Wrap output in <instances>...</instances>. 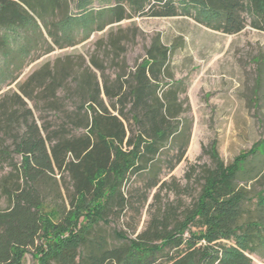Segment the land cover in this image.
Listing matches in <instances>:
<instances>
[{
	"label": "trees",
	"instance_id": "obj_1",
	"mask_svg": "<svg viewBox=\"0 0 264 264\" xmlns=\"http://www.w3.org/2000/svg\"><path fill=\"white\" fill-rule=\"evenodd\" d=\"M68 1L0 0V54L11 55L9 30L23 34L13 60L37 50L41 28L58 49L71 46ZM109 2L84 18L88 30L139 16H183L226 35L246 25L264 33V0ZM145 52L133 72L124 69L112 80L102 75L100 82L95 75L75 80L79 101L55 128L36 118L18 95L0 103V166L9 169L0 180V264H22L28 252L37 254L39 264H252L248 255L264 246V187L256 194L262 214L247 220L248 190L237 181L248 160L264 157L256 146L240 163L228 164L215 141L202 146L197 160L206 156L209 164L190 167L185 177L200 183L191 204L163 203L156 193L144 230L134 238L107 232L127 212L140 216L153 189H167L156 163L173 145V171L189 141L177 92L163 83L168 49L155 38ZM92 65L100 70L94 60ZM60 75L47 76L45 106L61 105ZM137 178L142 186L131 187ZM56 234L61 237L53 240Z\"/></svg>",
	"mask_w": 264,
	"mask_h": 264
},
{
	"label": "rangeland",
	"instance_id": "obj_2",
	"mask_svg": "<svg viewBox=\"0 0 264 264\" xmlns=\"http://www.w3.org/2000/svg\"><path fill=\"white\" fill-rule=\"evenodd\" d=\"M109 5V0L68 1L66 10L72 20L73 44L60 49L41 28L37 50L30 52L28 57L16 56L13 60L11 55L18 50L23 34L19 30L7 31L11 55L0 54V103L18 95L36 118L55 128L64 120L65 112L74 110L79 101L73 92L75 80L84 75H95L100 82L102 75L112 80L124 69L133 72L146 58L145 51L153 40H160L169 52L163 83L177 92L182 110L179 120L189 131V141L184 158L173 171L168 169L175 158L173 145L166 148L156 163L162 170V180L169 184L167 189L160 192L153 189L140 216L127 212L122 221L110 224L106 229L110 236L114 232H123L127 238H134L144 230L154 194L157 193L163 203L182 206L194 201L200 183L194 182L195 178L187 182L185 177L191 171L190 167L209 164L206 156L197 160L202 146L208 147L215 141L224 164L237 160L240 163L255 146L264 152V33L246 25L236 35H226L183 16L162 19L139 16L106 25L102 31L94 30L95 26L88 30L84 18ZM60 17L59 14L55 20ZM48 44L51 50L46 52ZM92 60L100 70L93 67ZM56 71L61 73L62 86L56 91L61 105L45 106L42 99L44 85L49 72ZM42 120L37 123L41 125ZM244 167L246 172L240 174L237 181L248 190L249 200L243 206L244 218L255 221L262 214L257 208L256 194L264 187V157L251 158ZM8 171L6 165L0 166V180ZM141 184L142 178H137L131 187L137 188ZM174 188H178L179 193H175ZM60 237L56 234L53 240ZM109 242L118 244L113 237ZM248 256L252 264H264V246ZM21 262L39 264L37 254L33 252L26 253Z\"/></svg>",
	"mask_w": 264,
	"mask_h": 264
}]
</instances>
